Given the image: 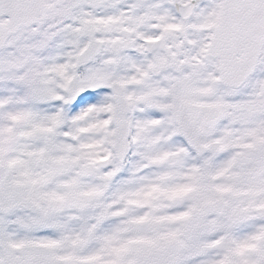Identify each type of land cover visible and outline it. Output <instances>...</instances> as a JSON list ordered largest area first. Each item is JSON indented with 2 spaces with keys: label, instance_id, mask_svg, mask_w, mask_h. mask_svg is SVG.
Here are the masks:
<instances>
[{
  "label": "snow or ice",
  "instance_id": "6c2138e0",
  "mask_svg": "<svg viewBox=\"0 0 264 264\" xmlns=\"http://www.w3.org/2000/svg\"><path fill=\"white\" fill-rule=\"evenodd\" d=\"M0 264H264V0H0Z\"/></svg>",
  "mask_w": 264,
  "mask_h": 264
}]
</instances>
